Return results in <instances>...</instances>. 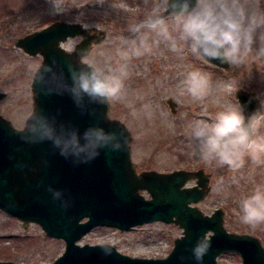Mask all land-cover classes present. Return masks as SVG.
Here are the masks:
<instances>
[{"label":"rangeland","instance_id":"obj_1","mask_svg":"<svg viewBox=\"0 0 264 264\" xmlns=\"http://www.w3.org/2000/svg\"><path fill=\"white\" fill-rule=\"evenodd\" d=\"M56 3L63 10L57 12ZM264 7V0H261ZM164 0H0V114L17 128L25 125L33 109L31 80L42 62L40 53L31 54L17 45L19 38L40 30L55 21L79 22L89 33L105 37L92 43L88 53L81 56L105 73L126 71L124 88L119 99L109 100L108 115L125 123L130 131L131 158L137 172L156 170L167 172L177 168L210 173L207 194L197 206L207 214L216 207L224 210L223 225L227 230L247 232L256 236L264 248V224L255 227L241 222L240 201L250 195L257 185H264V157L259 162L245 158L244 166L233 172L216 161L205 162L191 154L188 136L193 121L211 122L217 112L228 106L240 107L235 90L242 87L254 91L264 111V59L253 57L240 67H217L184 48L172 51L155 32L141 27L153 11L163 15L170 27L173 22L164 13ZM149 36L151 50L135 56L139 35ZM179 47H184L179 34L173 31ZM83 36H68L60 45L72 51ZM127 53L128 59H122ZM200 70L211 80V90L203 99H194L182 88L186 74ZM168 100L172 101V107ZM172 108L174 111H172ZM242 110V108H241ZM264 135V126L260 128ZM186 185L195 184L188 178ZM140 192L148 196L145 188ZM182 227L174 222L156 220L121 230L115 226L96 225L77 242H108L121 252L140 256H164L173 245ZM65 246L61 238L47 236L41 226L8 216L0 210V260L42 262L54 260ZM218 264H240L236 251L217 255Z\"/></svg>","mask_w":264,"mask_h":264},{"label":"water","instance_id":"obj_2","mask_svg":"<svg viewBox=\"0 0 264 264\" xmlns=\"http://www.w3.org/2000/svg\"><path fill=\"white\" fill-rule=\"evenodd\" d=\"M76 34L83 38L72 51L60 45ZM105 35L104 31L100 35L89 33L79 22L55 21L17 41L25 51L42 55L30 84L33 109L25 125L39 128L46 122L62 144L69 143L70 134L75 132L80 147L69 148L65 158L51 141H40L39 132L32 134L25 125L17 128L0 114V209L21 219L24 226L36 222L46 235L65 241L64 251L50 263L0 260V264H217V255L229 250L240 253L242 264H264V248L256 236L228 231L221 207L205 214L193 204L207 194L210 173L203 168L138 173L131 158L130 131L124 122L108 115L110 102L101 105L83 96L77 106L69 66L75 71L88 70L89 63L81 56ZM209 62L223 69L230 66L218 60ZM4 95L0 90V99ZM235 95L246 122L260 111L261 102L254 91L238 87ZM168 102L172 107V101ZM89 129L94 131L85 140ZM96 130L104 138H97ZM116 144L120 145L118 150ZM191 177L196 183L184 186ZM142 188L150 197L140 192ZM157 219L183 227L165 257L131 256L110 243L76 242L98 224L129 229ZM200 238L210 240V247L197 261L192 248Z\"/></svg>","mask_w":264,"mask_h":264},{"label":"clouds","instance_id":"obj_3","mask_svg":"<svg viewBox=\"0 0 264 264\" xmlns=\"http://www.w3.org/2000/svg\"><path fill=\"white\" fill-rule=\"evenodd\" d=\"M98 2L103 3V0ZM164 4L173 22L171 27L163 15L153 11L145 25L133 26L131 31L139 33L141 27H147L149 32L161 37L172 51L183 52L187 48L194 56L207 62L218 60L231 67H240L253 57L264 59V7H261V0H195L194 5L191 0H164ZM56 10H63L59 3H56ZM173 31L179 34L184 47L178 46ZM148 41L147 34L139 35V45L134 48L133 54L140 56L149 52ZM128 58L127 53H122V59ZM87 66L88 70L79 71L69 66L73 81L71 92L77 106L83 96L101 105L119 99L127 75L124 67L117 74L105 73L91 64ZM182 88L194 99H203L211 90V80L200 70H192L186 74ZM32 116H36L34 111ZM37 119L43 121L44 118ZM262 126L264 111L252 114L246 122L240 107L228 106L217 112L211 122L206 119L193 121L188 133L191 154L208 163L216 161L235 172L244 166L246 157L253 162H259L264 157V135L260 134ZM25 128L32 134L39 132L40 141H51L65 158L69 155V148L80 147L75 132L70 134L69 143L62 144L46 122L39 128L35 124L30 128L25 125ZM93 131L89 129L84 133L85 140ZM95 134L97 138H104L99 130ZM114 147L118 150L120 145ZM240 211L242 223L253 227L264 224V185L255 186L252 193L240 201ZM209 247L210 240L200 238L192 248L194 259L202 260Z\"/></svg>","mask_w":264,"mask_h":264}]
</instances>
